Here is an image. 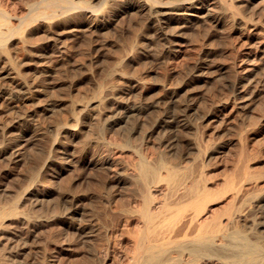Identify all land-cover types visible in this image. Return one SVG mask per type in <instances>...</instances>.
I'll use <instances>...</instances> for the list:
<instances>
[{
  "label": "bare ground",
  "instance_id": "obj_1",
  "mask_svg": "<svg viewBox=\"0 0 264 264\" xmlns=\"http://www.w3.org/2000/svg\"><path fill=\"white\" fill-rule=\"evenodd\" d=\"M80 1L81 0H0V114H2V116L0 117V135H2V142L4 145H0V152L9 153V158L11 160L17 158L20 159L19 157L24 153L23 151H26V148L33 141L30 137L32 136L31 134L43 128L44 131L49 129V127H45L46 125H44L43 123L42 124L44 127L40 125V117L37 118L38 114L37 116H35L37 112L35 105L37 106L38 102L41 101L39 97L41 96L45 87H47L50 76L54 75V72L59 71V69L62 68V66H64L66 64V61L68 60L70 54L68 52V48L70 47H68L67 45L68 42L67 44H64L62 42L63 36H65L67 33V31L65 30L67 24L72 27V29L68 32L72 33L74 37H78L81 33L89 31L91 37L90 41L88 42H90L91 44L95 40L97 41V38L93 39L92 34H94L95 31H97L98 29H106L111 26L116 27L117 25L114 24V22L118 18L122 16L124 17V15H128L129 13L140 14L143 16H141L140 18H143V20L145 21V24H143L146 25L145 29L144 27L142 28L141 23L143 21H141L140 26L143 30V33H141L142 35H140L142 40H136L135 42H132V45L128 46L131 47V49L128 48L130 51H128L127 49H123L126 52L128 51L124 55V57L122 56L123 58L117 55V52H120L119 50H117L116 55L121 59L120 61L118 60L119 58L117 59L119 63L117 62L118 65L115 66L119 68L118 71H121L112 73L110 72V77L108 74L107 77L110 78H108L110 80V84L108 85H104L103 83V86V81L100 80L101 88H99L100 90L98 89L99 92L97 91V98L90 97L94 100H89L87 102H85V100L83 101L85 103L81 102L83 103L81 106L84 111L90 109L91 105L94 102H96L97 104L96 106L92 107L95 110H93V113H88L90 112V110L87 112L89 114V121L91 122L88 123L87 121H84L85 119L81 122L79 119L82 124V127L79 125V129L76 130L80 132L83 129H87V127H89V124H91L92 121H95V123H98L100 125V129L103 131L102 132L99 127L97 128L102 132L100 133V142L102 141L104 145L106 143L107 149L104 152H100V154H98L100 155L99 157L94 155L93 153L86 154L84 152V156L82 155V157L78 155L79 157L77 156L75 162H83L86 157H89L91 155L90 161H93L97 164L100 163V167L106 169L107 174H110V176H108L109 178H107L108 180L104 183L113 182L116 187L115 190H118L117 194H121L122 189L125 188V190L127 189L129 191L126 193H129L131 194V196H133L132 200L129 199L130 201L128 202V204H121L117 211V215H115L117 219L116 226L113 229L107 230V233H109V235H112V239L114 238L113 236H115V241L116 239H118V243L119 240L123 239L126 233L131 231L128 226L134 223L135 225H137L138 229L141 230L142 233L136 242L135 249L133 250L134 252L132 254H129L128 252L126 253L120 250V258L117 256V260L120 259V261L113 262H115L116 264H264V195H260L258 196V198L256 197V199L251 202V205L249 207H245L244 205H233L229 207L226 217L222 219L214 215H207V211L204 212L205 210H208L206 201L207 199H209L208 195L210 193V189L204 182L206 175L203 174L201 170V174L199 175L200 178L197 176L199 179H197L196 177V180H193L191 184L187 186L185 185V178L190 170L188 172L186 171L187 174H185V172L183 171H181L183 173L180 172L179 168H181L180 160L182 154L181 157H179V153L177 152L178 155H174V157L172 149L174 147V143L177 141V131H181V125H183L184 127H189V123L191 122H186V117L188 116L187 114L190 113V111L193 110L196 106V102L192 99L193 94L192 92H190L191 90L185 92V94L183 93L184 98L180 100L179 96L181 94V91L186 86L181 85L179 87L177 86L175 88H169V90L167 91V95L164 98L165 105H167V103L175 104L176 102H180L182 103L183 109L181 108V112L175 115L170 114V112L168 111H165L164 113H162L161 111L162 115H159V119L156 120L155 124L153 125V127L151 126L152 128H150L149 131L147 130L145 132L144 125L142 131H144L145 134L143 133L144 136H141V138L143 137V139H140L144 142H137L136 137L133 138V134L129 131L128 134H122L120 132V137H115L117 138V140L114 142L110 141V137L108 140H106L107 135H109L112 131L121 130V128H124L125 124H129V121L132 119H134V121L135 119H137L136 121H138L140 118H142V116H144L147 111H149L151 108L156 107L158 103H161L159 101L146 100L147 98L144 97V93L142 90V86L144 83L135 80L132 77H127L124 72V67L131 66L135 62L138 53H143L145 55L148 53V48L151 44L152 39L154 40L155 38L158 40V43H160L161 46L160 50H162V54L164 57H173L177 55L176 53L180 50L176 48L178 41L182 39L187 33L189 34V30L191 28H194L195 24L200 20L207 21V19H211L216 24L223 22V20H229V22L231 21L236 27L245 26L246 28V26L250 23L247 19H250L252 17L251 15L249 16L250 18L247 17L246 19L244 15H242H247L245 12L249 8L247 6V3H256L255 8L253 7V9L256 11L261 8V4H264V0H100L103 3H101V8L99 6V8H96L97 4L95 5V3L99 0H90L89 4L87 0H85V2H83L88 5L87 7L83 5L85 9L81 7L84 10L83 12H78V9H75L76 11L73 10L77 6V4L80 3ZM94 1L96 2L93 3ZM236 1L240 2V4H238ZM243 1H246L247 3L241 4ZM158 3H160V5H158ZM78 7L80 8V6ZM243 7L245 8L242 10ZM261 11L263 12L264 9H262ZM79 15H84L85 24H79L80 22L77 21ZM130 16L132 17L133 15ZM38 20L41 21V24L37 23ZM256 20L255 22L254 20H252L253 22H251L252 26H254V29H258ZM35 21L37 24H39L38 26L34 24ZM131 23L132 22H130V25L132 26ZM197 26H199L200 28V25ZM205 27L206 26H204V28ZM124 30L127 29L125 28ZM142 30L139 29V31ZM226 30L229 31L230 29L228 28ZM37 31H43V35L41 34L39 35V37H36L35 34H37ZM102 33L104 35L105 31ZM222 34H224L223 31ZM108 36L110 35L108 34ZM204 36L203 38H205ZM193 37L195 38V36ZM193 37L192 39L193 41H195ZM200 42H202V39ZM261 42L263 43V41ZM261 42H259V44ZM121 44L125 45L124 41ZM95 45L96 46L91 44L90 46H88V51L90 52L95 49L98 50L97 43ZM258 46H256L258 47L256 49L259 50V54L255 56L256 66L258 64H264V45ZM211 48L213 47L211 46ZM120 54L122 55V53ZM94 56L96 57V55ZM158 56H161V54ZM80 57H82V55ZM85 58L86 57L84 56V58L82 59ZM145 58H147V56ZM246 58L245 60L247 61L248 59ZM85 62L86 61H84V64ZM197 63L195 66L196 73L193 74V76L187 80L186 85L188 83H192L195 79L202 78V76L205 75L204 72L201 71V69L203 68V63L201 62L202 65ZM31 64L36 65V68H33V72L26 73L27 68H29V65ZM250 64L252 65V63ZM96 65L98 66V64ZM106 66L108 67V65ZM231 66H234V64H231ZM256 66L248 70L246 69L247 71H245L243 74L239 75L238 77L235 76L236 78H234V80L230 78V80H232L229 84V88L231 90L230 95H227L224 101H220L217 104L210 103L212 104L210 107L208 106L210 109L207 112L205 111L206 113L202 112L204 114L203 118L207 119L212 114L215 118L217 117L221 119H226L228 115L230 116V114L234 112L233 110L236 106L234 103H237L238 100L240 101V103H242V106L250 108L253 100H255V97L258 94H261V85L264 84V74H261L260 76L254 75L256 71ZM64 67L65 69H67L69 66L67 67L65 65ZM113 67L111 68L115 69ZM236 67L238 68V66ZM94 69L95 68H93V70ZM62 70L63 69H61L60 71ZM71 70L72 69L70 68V71ZM174 70L178 71L177 69ZM192 71H194V68L193 70L191 69L190 73ZM229 72L231 71L229 70ZM240 72L241 70L239 71V73ZM66 73L69 72H67L66 70ZM105 79H103L104 82ZM49 94H46V96ZM49 96L51 97V95ZM83 97L85 99L86 96ZM49 99L50 98H48V100ZM48 100L46 99V101ZM53 101L54 100L52 99L50 105H52ZM73 102L74 101H72V104L75 105L76 102ZM41 103L43 104V102ZM39 104L38 106H40ZM46 107L44 108V111L49 110ZM55 111L56 109H54L52 113H58L56 117L60 118L59 113L61 111ZM78 111L80 113L82 110L78 109ZM76 113L78 114L77 110ZM82 113L83 112H81L79 115H81ZM83 115L85 114L83 113ZM62 116L61 118H63ZM261 118L259 119V121L261 124L264 125V119ZM57 121L60 122L61 120L59 119ZM195 122L197 123V120ZM256 123L258 124L259 122ZM193 124L195 123L193 122ZM132 130L133 129H131L130 131ZM124 131L127 133L126 130ZM63 133L64 130H61L60 136L63 138L60 140L61 145L59 146L60 148H63V152H66L68 151V148H65V143L67 142V140L65 141V139L67 138L66 134L63 136ZM156 133H158L159 135L160 133H162L159 140L157 139L158 142L155 143V145L157 144L158 146L159 158L157 160H151L148 159L144 144L147 143L148 140L150 141L151 137ZM181 133L180 135H182ZM112 134L113 133H111L110 136L114 137ZM86 135L87 134L85 133V136ZM89 135L91 134H88V136ZM85 136L83 135V137ZM199 138L197 139L199 140ZM194 139L196 140V137H194ZM191 140L194 142L193 139ZM141 142L142 144H140ZM154 142L156 141L154 140ZM113 144H115L114 146H116V151L112 155L111 150ZM197 144L198 143H196V145ZM131 154L138 155V161H136V163L128 162L127 158H129ZM70 156L71 155H67V157L61 158L62 160H66L70 164L74 160L73 157L70 159ZM72 156L75 157V155ZM172 156L176 159H174ZM197 157L195 158L196 160L193 161L195 162V164H198L199 162L201 164V161H199V157ZM38 160L40 159L38 158L35 161ZM194 162L191 163V165H193ZM191 165L189 167H191ZM196 165H193L195 167L192 166L193 168L191 169L193 171L194 168L196 169V167H202L200 165ZM32 167L34 168V165ZM10 169L13 168L10 167ZM41 169L42 172H47L48 163H45L44 167L39 169V172H41ZM9 173H11V171ZM20 173L21 172L19 170V174ZM244 174H246V179L244 178L245 180H242L245 181V183H238L239 181H242V177L237 183H233V181L232 183L230 182V190L232 192V196L235 198H242L244 196L245 191L249 189H253V191L259 190L257 182H255L256 184L253 182L254 185H252V188H250L251 186H247L249 183H246V181L257 179L259 176L248 170H245ZM40 177H42L41 174ZM42 182L41 184H43ZM55 182L56 181L54 180L51 183L54 184ZM34 187L36 188V186H31V188H25L22 190L21 198L19 201H17L18 204L16 203L11 206H5L4 204H0V264H55V262L59 259L58 255L56 254L58 252L54 249H52L53 251H49L50 253L49 255H47V248L45 251V255H41L42 257H38L39 255H37L35 258H31L32 256L28 257L31 255H29V252L31 250L29 248L30 245L32 247L30 239L32 238L33 240V237L35 235V237H37L36 232L43 222H35L37 220H32L29 218H27V220H24V218L19 216L20 214L18 212V207L20 206V204H24L28 199H33L35 201L32 203L30 202L31 205H29L31 209L36 208L38 205H40L47 199L50 193L45 185H42L41 188L36 189H33ZM0 191H2L3 194L6 193L5 190L0 189ZM58 191L60 190L58 189L57 192ZM3 197L4 195L2 196V198ZM47 201H49V199ZM3 202L5 201L3 200ZM74 204H76V206L73 210H71L70 216L75 222L77 220V216L81 213L82 206L80 207L75 200ZM170 204H173L175 207L170 211V213H168L166 210L170 209ZM68 212L69 211H67V213ZM47 222L49 223V221ZM78 223L79 222H77V224ZM22 224H26V226L21 228L20 225L22 226ZM77 224V229L81 231L86 230L85 224ZM70 234L71 233H69V235ZM105 235L103 236L105 237ZM115 243L117 242H114V244ZM105 245H107V243ZM117 245H115V247ZM103 247L101 248L103 249ZM109 247L110 246L108 245L106 246V248L104 247L103 251L101 250L102 255L100 256H102V259L100 260L102 261H100V264H108V261L110 259ZM33 251L34 250H32V252ZM34 256L35 255H33V257Z\"/></svg>",
  "mask_w": 264,
  "mask_h": 264
},
{
  "label": "rangeland",
  "instance_id": "obj_2",
  "mask_svg": "<svg viewBox=\"0 0 264 264\" xmlns=\"http://www.w3.org/2000/svg\"><path fill=\"white\" fill-rule=\"evenodd\" d=\"M81 1L85 2V0H81ZM81 1L80 3H82ZM96 1H94L93 3H95ZM101 1L99 0L98 2L95 3V5L97 4L96 8H99L103 4ZM170 1H173V0H170ZM84 2L82 4L78 3L77 6L73 10L78 9V12L80 11L83 12L84 11L83 8L85 9V7H87L90 0L89 1L87 0L88 2L87 5ZM236 2L240 4V2L238 1ZM246 3H247L246 1H243L241 4H246ZM255 4L256 3L253 4V2L247 3V6L249 7L248 10L245 11L247 15L242 14L244 15L246 19L247 17L250 18L249 16L252 15L250 19H247L250 23L249 25L246 26V28L245 26L236 27L233 25L231 21L229 22V20H223V22L218 23V24H216L211 19L210 20L207 19V21L200 20L199 22H197L194 26L195 29L191 28L189 30L190 35L187 33L188 35L186 34L182 39L178 41L176 48L182 51L181 52L179 50L180 52L178 51L176 53L178 56L175 55L170 58L164 57L162 54V50H160L161 49L160 43H158L157 39L155 38L154 40L152 39L149 48L153 49L154 47V49L151 50L148 48V53L146 55L143 53H138L135 62L129 67L128 66L124 67V72L127 77H132L133 79L144 83L142 86L143 88L142 90L144 93V97L147 98L146 100L159 101L161 103H158V104L156 103L157 106L147 111L144 114L145 117L142 116V118H140L141 120L139 119L140 121L139 120L136 121L137 119H135L134 121V119H132L129 121V124H127L129 127L125 124L124 128H121V130H118V131L114 130L111 132L113 133L112 135L114 137L110 136L111 133L107 135L106 137V140H108L110 137L111 138L110 141L114 142L117 140V138L115 137H120L121 135L119 134L120 132L122 134L124 133L128 134L129 132H131L133 134V138L136 137L137 142H140V141L144 142L143 140H140V139H143V137L141 138V136H144L145 132L147 130L149 131L150 128L153 127L156 120L159 119L158 117H160L162 113H164L165 111H168L170 112V114L175 115V114H179L181 110L183 109L182 103L180 102H176L175 104L167 103V105H165L164 98L167 95V91L169 90V88H175L181 85L186 86L181 91L179 98L180 100L183 99L184 98L183 93L185 94V92L191 90L190 92H192L193 94L192 99L193 101L196 102V106L193 110L190 111V113L187 114L189 117L187 116L188 119L186 117V122H189V121L191 122L189 123V127H184L183 125H181L180 130L182 131V133L181 131H177L178 133L176 135L177 143L176 142L174 143V147L172 149L173 156L174 155L177 156L178 155L177 152L179 153L178 155L179 157H181V154H182V157L180 160L181 168H179L180 172L183 171L185 172V174H187L186 171L187 172L189 170L191 171V173L189 171L190 173V174L188 173L189 175L187 174L188 176L186 175V178H185L186 186L191 184L193 180L195 181L197 176L199 177V175L201 174L200 170L202 171L203 174L206 175L204 182L209 187L210 193L208 195L209 199H207L206 201L208 210H205L204 212L207 211V215H212V216L214 215L222 219L226 217L229 207L233 205L234 206L244 205L245 207L247 206L249 207L251 205V202L254 201L256 197L258 198V196L264 195V125L261 124L259 121L261 117H263L261 119H264V114H263L264 113V84L261 85L262 86L261 94H258L255 97L256 101L253 100L250 108H246L242 106V103H240V101L238 100L239 102L237 101V103H234L236 105L235 109L233 110L234 112H232L230 116L228 115L226 119L225 118L221 119L217 117L215 118L212 114L207 119L203 118V115H204L203 113H206L210 109L209 107L212 104H215V103L217 104L220 101H224L226 96L230 95L231 90L229 88V84L232 80H234V78L243 74L248 69L256 66L255 56L259 54V50L256 48L259 47L258 45H264V34H263L264 33V26H263L264 25V11L263 12L261 11L262 9H264V4H261L262 5V6L260 5L261 8L256 11L253 9V7L255 8ZM83 5H85V7ZM158 5H160V3H158ZM78 6H80V8ZM244 8L245 7H243L242 10ZM130 15H133V16L131 17ZM141 16L142 15L140 14H136V13L130 14L129 13L128 15H124V17L122 16L118 18L114 22V24L117 25L116 27L114 26L115 28L111 26L106 29H98L97 31H95V33L92 34V37L93 39L97 38V41L95 40L91 44L96 46L95 44L97 43L98 50L95 49V50L90 51L91 54L88 51V46L91 45L90 42H88L90 41V37H91L89 31L81 33L78 36L79 38L74 37L72 33L68 32L72 29V27H70L69 24H67V27L65 28L67 33L65 36H63L62 42L64 44H67L68 42L67 45L68 47L71 48V49L68 48L69 50L68 52L70 54H69L68 60L66 61L65 65L67 67L69 66L72 70L70 71L69 67L68 68L66 67L67 69H65L64 67L65 65H64L62 66V68L59 69V71L54 72L53 73L54 75L50 76L48 80L49 82H48L47 87H45L44 89L45 91L43 90L41 96L39 97L41 101H39L38 99L39 101L38 104L40 103L39 104L40 106H38V104L37 106L35 105V108L37 111L35 116H37L38 114L37 118L40 117V123H41L40 125L44 127L43 126L44 124L46 125L45 127H49V129L48 130L45 129L46 131H44V128H43V129H40L34 132L37 135L34 133L31 134L33 137L32 136L30 137L32 138L33 141L26 148V151H23L24 155L22 154L19 157L20 159L17 158V159L11 160L9 158V153L0 152V189L6 191L5 194H3L2 191H0V196L2 199V200L0 199L1 200L0 204H4L5 206H11L16 203L18 204L17 201H19L21 198L22 190L25 188L27 189L31 188V186L32 187L36 186V188H41L42 185H45L47 190L51 193V194L49 193L47 199L44 201L46 203L42 202L43 205L41 203L36 208L31 209L30 207L31 205L30 202L32 203L35 201L33 199H28L24 204H20V206L18 207V212L20 214L19 216L24 218V220H27V218H29L32 220H37L35 222H43L39 226L36 232L37 237H35L36 235L33 237L34 241L32 240V238L30 239L31 241L30 243H32V247L30 245L29 248L31 250L29 252V255L30 254L31 255L28 257L32 256L31 258H35L37 255H39L38 257H42L41 255L42 254L45 255V251L47 248L48 250L47 251L48 253L46 252L47 255H49L50 253L49 251H53L52 249L58 252L56 254L58 255L59 259L58 261L55 262V264H100V261H102L100 260L102 259V256H100L102 255L101 252L104 250V247L106 248V246L109 245L110 246L109 247L110 259L108 261V264H116L115 262L120 261V259L119 260L117 259L118 257L120 258L119 255L121 254L120 253L121 251L126 252V253L128 252L129 254H132L134 252L133 250L135 249L136 242L142 233L141 230L138 229L137 225H135V223L128 226V228H130L131 231L126 233L123 239L119 240L120 245L118 243V239H116L115 241V236H113L114 238L112 239V235L111 234L109 235V233H107V230L113 229L116 226L117 219L115 215H117V211L119 207L121 206V204L123 203L128 204V202L133 199V196H131V194L129 193H126L129 191L127 189L126 191L125 188L122 189L121 194L119 193L117 194L118 190H115L116 187L113 182L104 183L108 180L107 178H109L108 176H110V174H107L106 169L100 167V163L97 164L93 161H90L91 155L89 157H86V159L83 162L77 163L75 162V160L77 159L78 155L84 156L85 153L86 154L93 153L94 155L99 157L100 155L98 154H100V152H104L107 149L106 143L104 145L102 141L100 142L101 140L100 133H102L103 131L100 129L101 128L100 125L98 123H95V121H92L94 125L92 123L89 124V127H87V129H83L80 132L76 131L79 129V125L80 126L82 125L81 122L84 119H85L84 121H87L88 123L91 122L89 121L88 113H93L95 111L92 107L96 106L97 103L94 102L91 105L90 109H87V111H84L81 105L89 100L90 101L94 100V99H91L90 97L97 98L98 92L100 90L99 88H101L100 80L103 81L102 85L103 83L104 85L110 84V80H109L110 74L112 72L121 71V70L118 71L119 68L115 66V65H118L119 63L117 59L120 56L124 57V55L128 51H130L129 49H131V47H128V46L129 45L131 46L132 42H135L136 40H142L141 33H143V30L141 29V26L142 28L144 27L145 29L146 25H144L145 21L143 20V18H140ZM84 19H85L84 15H79L77 21L80 22L79 24L81 23L85 24ZM129 20L130 22H132L131 23L132 26L130 25ZM252 20H254V22L256 20L258 29L253 28L254 26H252L251 24V22H253ZM141 21L143 22L141 23ZM40 22L41 21L39 20L37 21V23H40ZM207 22H208V25H207ZM37 23L36 21L34 22L36 26L39 25ZM197 25H200V28ZM204 26L206 27L204 28ZM124 27L127 30H124L125 29ZM128 27H131V28H128ZM228 28L230 29L229 31L226 30ZM139 29L142 31H139ZM104 31H105V34L103 35L102 32ZM209 31H210V34H209ZM222 31L224 34H222ZM204 32L205 33L207 32L208 34L206 33L207 34L206 35ZM36 33H37L35 34L36 37H39V35L41 34L43 35V31H37ZM203 33L205 34V36ZM108 34L110 36H108ZM122 35L123 36L125 35V36L123 37ZM202 35L205 38H203ZM193 36H195V38ZM188 37H190L191 39ZM192 37L195 39V41H193ZM124 38H128V39H124ZM201 39H202V42H200ZM123 41L126 47L124 44H121L123 43ZM258 41L259 42L263 41V43L261 42L259 44ZM201 43L203 44L205 43V44L203 45ZM255 45L258 47H256ZM211 46L213 48H211ZM123 49L124 50L127 49L128 51L126 52ZM117 50H119L120 52H117ZM116 52L119 57L116 55ZM120 53H122V55ZM157 54L158 55L161 54V56H158ZM81 55L82 57H80ZM92 55H93V59H92ZM94 55H96V57ZM84 56L86 58L82 59L84 58ZM146 56L147 58H145ZM88 57H91V58H88ZM245 58L248 60L246 61ZM81 59L83 60V62ZM120 59L121 58H119L118 60L120 61ZM84 61H86L85 64H84ZM194 61L196 63L198 62L197 64H200V65H202L203 63L202 65L203 70L201 69V71H203L205 75L202 76V78L195 79L192 83H188L186 85L187 80L191 78L193 74L196 73V70H195L196 63ZM242 61H245V62H242ZM250 63H252V65ZM96 64H98V66ZM231 64H234V66H231ZM106 65H108V67ZM226 66L227 67L229 66L228 67L229 69ZM236 66H238V68ZM111 67L115 68L117 71L115 69H112ZM33 68L35 69L36 65L34 64L29 65V68H27L26 73L33 72L34 70ZM93 68H95L94 69L95 71L93 70ZM193 68H194V71H192L193 73L192 72L190 73L191 69L193 70ZM61 69L63 70L60 71ZM174 69H177L178 71ZM66 70L69 73H66ZM229 70L231 72H229ZM240 70L241 72L239 73ZM101 71H104V72H101ZM205 71L208 73H206ZM108 74H109V77H107ZM261 74H264V64L263 65L258 64L256 66V71L254 75L260 76ZM230 78L232 80H230ZM103 79H105L106 83L104 82ZM46 94L51 95L52 98L49 95H47L48 96L47 97ZM83 96H86L85 99ZM48 98L50 99L48 100ZM46 99L48 101H46ZM52 99L54 100L52 102V105L55 103L53 106L50 105V102L52 101ZM72 101H74L73 103L76 102L75 105L72 104ZM41 102H43L44 105ZM71 104L75 107H73ZM45 107L49 110L44 111ZM69 107L71 108V110ZM72 107L73 109L75 108L74 109L75 115H74V111ZM54 109H56V111L57 110L61 111L59 113L60 118L56 117L58 113H54V112L52 113ZM78 109L82 110L81 112L87 115L85 116L83 115V113L81 114L82 116L79 115L81 112L79 113ZM156 109L159 111H157ZM76 110L78 114L76 113ZM89 110L90 112H88ZM1 116L2 114H0V117ZM61 116L63 118H61ZM75 116H77L78 118ZM57 118H59L61 121L60 122L57 121L59 120ZM79 119L81 122L79 121ZM196 120H197V123L195 122ZM193 122L195 124H193ZM256 122H259V123L257 124ZM144 125H145V129H144L145 132L142 131L144 128ZM98 127L102 132L97 129ZM131 129H133L132 130L133 132L130 131ZM61 130H64L63 136L66 134V138H67L65 139V141L67 140V142L65 143L66 145L65 148L66 149L68 148V151L66 152H63V148H60L59 146L61 145L60 140L63 138L60 136ZM124 130H126L127 133ZM39 132H42V133H39ZM87 132H90V133H87ZM85 133L87 134L86 135L87 137L85 136ZM162 133H160V135L158 133L154 134L151 137L150 141L148 140V142L144 144L148 159L157 160L159 158L158 146L157 144L155 145V143L158 142ZM180 133L182 135H180ZM88 134H91V135L88 136ZM83 135L85 137H83ZM194 137H196V140L194 139ZM190 138L193 139L194 142ZM197 138H199V140ZM154 140L156 142H154ZM195 141L196 143H198L197 144L198 146L196 145ZM142 142L140 144H142ZM0 145L4 146L2 142V135H0ZM114 145L115 144L112 145L113 146L111 150L112 155L116 151V148H115L116 146ZM67 155H71L69 157L70 159L72 157L74 158V160L70 164L66 160L64 161L61 158V157H67ZM72 155H75V157ZM197 156L199 157L200 160L199 159L198 160L201 161V164L204 161L202 165L200 164V162L198 164L196 163L197 165L195 164L194 161L196 160L195 158ZM38 158L40 160L35 161ZM127 159L129 163H136V161H138L137 160L138 155L131 154V156ZM193 162H194L193 165H196V166L200 165L202 167H196V169L194 168V171H193L191 169L195 167L191 165V163ZM38 163L40 166L38 165ZM45 163H48V171L42 172V169H41L40 171L42 173L39 172V169L44 167ZM33 165H34V168L32 167ZM190 165L191 167H189ZM10 167L13 169H10ZM19 170L21 172L20 174H19ZM245 170L253 172L259 176L257 179L246 181V183L250 184V185L249 184L247 185L248 187L251 186L250 188H252V185H254V183L257 182V186L259 187V190L253 191V189L248 188L249 190L245 191L246 194L244 193V196L242 198H235L232 196V192L230 190L231 183L232 181L233 183H237L241 177H242L241 180L244 178L246 179L245 177L246 174H244ZM10 171L11 173H9ZM40 174L42 177H40ZM198 177L197 179L200 178ZM54 180L57 182V183L56 182L54 183L56 185L51 183ZM39 181H41L43 184H41V182ZM241 182L245 183V181L243 180L239 181L238 183L241 184ZM36 188L34 187L33 189H36ZM58 189L60 191L57 192ZM3 195L4 197L2 198ZM48 199L49 201H47ZM73 199L77 202V204H79L80 207L82 206L81 213L77 216V220L75 222L72 220L70 216L71 210H73L76 206V204H74ZM3 200L5 202H3ZM169 207L170 209L166 210L168 213H170V211L175 206L173 204H170ZM67 211H69L68 212L69 214L67 213ZM47 221H49V223ZM77 222L81 223L82 225L85 224L86 230L81 231L77 229L76 227ZM79 223L77 225H79ZM25 226L26 224H22V226L20 225L21 228ZM68 230H69V233H71L70 234L71 236L69 235ZM102 234L103 235L106 234L105 237L107 238H105ZM105 240L108 242L110 241L111 242L108 243ZM113 241L117 243L114 244ZM105 242L107 243V245H105L106 244ZM115 245L117 246L115 247ZM101 247H103V249ZM32 250L34 251L32 252ZM33 255L35 256L33 257Z\"/></svg>",
  "mask_w": 264,
  "mask_h": 264
}]
</instances>
